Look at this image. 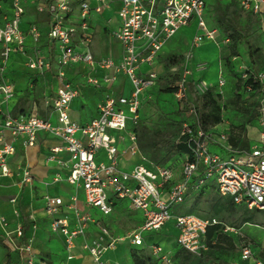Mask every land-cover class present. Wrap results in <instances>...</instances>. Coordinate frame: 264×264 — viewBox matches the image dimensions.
<instances>
[{"label":"built area","instance_id":"obj_1","mask_svg":"<svg viewBox=\"0 0 264 264\" xmlns=\"http://www.w3.org/2000/svg\"><path fill=\"white\" fill-rule=\"evenodd\" d=\"M116 1L118 6L113 9ZM206 4V0H35V11L48 16L46 31L42 32L35 22L23 21V0H11V13L4 15L0 24V177L10 175L8 158L15 152L16 142L25 147L33 146L37 133L47 132L62 142V146L51 149L48 160L67 170L64 180L75 189L82 190L89 207L107 216L113 211L115 202L124 200L131 210L141 214L142 223L138 230L125 236L130 243L142 245L141 232L158 230L172 220L177 230V244L197 256L207 249L205 234L208 226L218 221L172 210L176 204L184 202L188 190L199 191L213 185L219 196L230 198L235 205L248 210H264V69L250 70L245 62L238 66L240 77L248 82L244 85L247 94L253 91L254 84H260L256 121L258 135L253 138L255 144L252 145L248 134L247 150L231 146L227 120L220 123L223 125L221 129L217 128L219 124L205 130L198 123L195 106H190L186 115L191 121L183 122L180 131L185 138L187 153L176 178L172 167L146 164L138 150L135 133L127 127L128 120L136 122L142 102L156 84L158 72L155 64L161 49L182 27L194 20L201 33L193 36L190 50L183 58L181 77L173 84L176 87L174 97L185 99L189 75L186 64L193 57L192 50L204 39L214 40L219 33L216 27H208L204 21ZM238 4L243 10L256 14L264 27V0H238ZM105 11L116 16L117 24L109 31V38L119 43L118 61L111 52L95 59L91 51L94 36L90 18ZM105 22L109 24L110 19ZM261 34L264 38V31ZM26 37L32 41L31 51L26 50ZM43 40L49 55L40 48ZM223 41L228 40L224 38ZM13 53L25 55V66L38 75L54 71L58 86L51 95L43 97L47 116L37 113L12 115L3 107L15 93L13 83L4 75ZM75 65L85 67L83 83L99 89L102 95L96 103V115L83 124L74 120L69 112L72 101L80 96L81 91L80 86L66 75L67 69ZM97 70L102 71L101 75L96 74ZM120 75L127 80L128 89L110 91ZM225 83L220 74L216 86L222 88ZM193 87L199 93L207 90L205 82H195ZM125 111L131 114V118L125 115ZM51 114L55 115L54 122L50 119ZM111 131L122 132L124 136H115ZM125 137L128 140L126 150L140 155L138 162L129 170L120 168V152L116 145ZM216 148H220L222 154L217 153ZM62 151L67 153V158L59 157ZM101 151L103 159L99 158ZM53 179L62 178L56 174ZM31 181V173L26 168L21 184H30ZM76 200V195H73L69 204L64 205L61 196L44 197L49 231L62 235L66 260L73 257L76 238L83 236L87 224L94 221L89 213L79 211ZM9 202L14 203L15 198L10 197ZM65 207L73 212L72 228L65 217L59 216ZM0 225L4 229L5 243L18 253L15 264H50L38 258L32 238L21 240L22 224L11 231L7 219L0 216ZM119 240L120 237L110 235L106 226L99 225L98 235L84 242L82 248L90 255L93 264H106L104 252L115 248ZM148 247L161 263L174 264L160 245L150 244ZM240 262L264 264V259L252 248L244 246L239 258L232 260L231 264Z\"/></svg>","mask_w":264,"mask_h":264},{"label":"crops","instance_id":"obj_2","mask_svg":"<svg viewBox=\"0 0 264 264\" xmlns=\"http://www.w3.org/2000/svg\"><path fill=\"white\" fill-rule=\"evenodd\" d=\"M23 4L25 9L23 21L30 23L35 22L37 20L35 0H23ZM117 6L118 2L116 1L113 3V9L117 8ZM29 10L34 11L33 18L28 17L27 12ZM10 13L11 10L6 2L0 0V24L3 23V16L9 15ZM108 18L110 19L109 24L105 22V20ZM90 23L94 38L99 37L104 40L106 47V52L101 53V51H98L95 44V39L93 38L91 51L95 59L105 57L111 52L115 61H118L120 49L116 45L113 47V41L109 38V31L112 29V26L115 27L117 24L115 14L105 11L101 15H92L90 18ZM25 46L27 51H31L33 44L30 37H26ZM43 49L44 50L42 51L49 55V51L45 42ZM162 54L163 52H160L159 56ZM24 62L25 55L21 53H13L9 58L4 75L13 83L15 93L8 105L3 107L7 108L11 112L12 108L10 109V106L13 107L19 104V110L17 114H26L24 113L22 107L28 106L31 108V112L27 114L37 113L39 115V106L44 110V113L41 116H47L48 113L43 105V97L52 94V92L58 86V80L55 77L54 71L38 75L26 68L27 72L29 73V75L26 76L20 71V67L25 66ZM172 68L174 67L172 66L171 69ZM85 72V67L83 65L72 66L66 71L67 77L79 85L80 90L81 88L86 89L84 95L75 98L78 99L79 106L76 105L75 99L70 105V116L80 124L88 122L96 115V103L101 99L102 96L99 89L87 86L83 83L85 79ZM101 73V70L96 71V74L98 75H101ZM40 77L42 78V81L40 84H38V79ZM39 86H41L39 89H42L39 92L40 96L37 95L36 99L35 97L26 96L27 93L25 92H33ZM121 88H123L124 91L128 89L127 80L122 75H120L118 81L115 82V84L110 88V91H118ZM91 95H93L95 98V102L92 104V111L88 109V104L86 101V98ZM24 99H27L26 102H23ZM53 116L54 115L51 114L50 119L54 122L55 118H53ZM247 133L251 136L254 135L257 137V123L256 127H252L251 130L248 129ZM111 134L115 136H124L122 132L118 133L111 131ZM127 144L128 140L126 137L118 140L116 144L118 151L120 152L119 166L124 170L131 169L133 165L138 162L140 157L139 153L131 154L128 152L126 150ZM57 146H62L61 140L44 131H39L37 133L36 143L33 146L25 147L19 141L16 142L15 152L8 158L10 175L0 177V216H4L7 219L8 229L11 231H13V229H15L18 224H22V227L24 224H27L28 227L24 232V236L25 238H32L33 248L38 258L44 259L50 264H93L90 255L82 248V244L84 242H88L91 238L98 235L99 225L106 226L112 237L121 238V240L116 242L115 248L107 249L104 252L103 258L106 264H133L131 254L132 250H142L145 253L146 250H149L148 246L150 244H158L156 241H154L155 239H153L152 235L159 231H161L163 233L162 235L165 236V248L167 245L172 246L175 243L177 244V230L172 220L166 222L158 230L141 232V236L143 238L142 245L136 246L130 243V241L125 236L130 234L132 231L138 230L142 223L141 214L135 210H131L128 207L127 202L124 200L115 202L113 211L107 216H102L96 208L89 207L84 201L82 190L75 189L73 185L64 180L67 170L65 168H59L55 161L48 160V155L50 154L51 149ZM58 155L62 158H67L68 156L65 151L60 152ZM99 158H104L102 151L99 153ZM26 168L31 173L32 181L30 184L22 185V174L23 170ZM56 174H60L62 179L55 181L53 178ZM178 176L179 171L176 173V178H178ZM79 192H81V194ZM45 195L61 196L64 205H68L70 202V197L76 195V207L82 213H89L94 220L87 224L85 234L76 238L75 246L72 249L73 257L70 260H66L67 252L64 246L62 235L49 231V217L44 211ZM10 197L15 198V204L9 202ZM124 209L131 210L139 224L137 225V228L131 229L125 235H114V233H112L114 228L110 227L111 220L117 217L119 212L123 211ZM14 211H16L17 214H14ZM59 216L65 217L68 220L70 228L74 226V215L71 210L67 209L66 207L62 208ZM145 232L149 233L145 235ZM171 236H173L172 239L170 238ZM146 237H148V239ZM1 238H3V243L9 251L7 253L8 259L12 260V264L17 263L18 253L15 250H11L5 243L4 229L0 225V239ZM16 240L17 239L15 238V241ZM175 250L176 248L170 251V255H172Z\"/></svg>","mask_w":264,"mask_h":264},{"label":"rangeland","instance_id":"obj_3","mask_svg":"<svg viewBox=\"0 0 264 264\" xmlns=\"http://www.w3.org/2000/svg\"><path fill=\"white\" fill-rule=\"evenodd\" d=\"M222 3H227L229 0H220ZM215 0H206V11L204 14V21L208 27H216V23L213 20V15L215 13L213 6ZM29 18H33L34 11L29 10L27 12ZM114 28V26H112ZM217 28V27H216ZM218 29V28H217ZM264 27L262 24L258 26H251L248 30L247 39L255 45L261 46V37ZM201 33V30L197 29L196 21H192L191 24L182 27L172 39H170L164 47L161 49L163 52L160 60L155 64V69L158 71L159 77L156 80V87L153 92L146 98L139 110V116L144 120L148 125L154 124H163L165 118L163 115H168L169 111L162 109L161 104L165 102L172 104V102L177 101L178 108H181V105L186 111L190 106H194V95L190 87V83L187 84L185 99L177 100L170 96L162 95L163 90L170 83L169 80L172 78V73L178 72L182 74L183 64L173 65L175 69H171L172 66L167 64L166 56L172 53L186 54L190 50V44L195 33ZM218 35L214 40L204 39L199 46L192 50L193 57L187 62V69L189 75L187 77L188 81H192V84L195 82H205L207 89H212L219 96V103L223 106V116L227 119L231 125L240 126L242 123H246V128L251 130L252 127H256V123L247 122V116L244 114L237 113L235 110L231 109L228 106H224L226 98L233 94L234 83L232 81V73L229 67H235L238 71L239 64L246 61V51L247 45L245 42L239 43V56L233 59L231 58L230 63L227 68L224 65V56L228 53L227 42H224L223 35L218 29ZM261 34V36H260ZM95 44L98 51L101 53L106 52L105 42L99 37H95ZM113 41V47L119 46V43L111 38ZM110 41V40H109ZM264 42V38H262ZM108 45V44H107ZM40 48L44 50V42L40 44ZM25 65V62H24ZM19 67V66H18ZM27 67H20V71L23 72L26 76L29 75L27 72ZM222 75L226 80L225 85L222 88H218L216 85L219 82V75ZM169 79V80H168ZM42 78L38 79V84H40ZM39 86L38 92L42 89ZM85 88H81L80 96L85 94ZM28 93V92H27ZM244 99L245 103L249 104V101L252 99L250 96L246 97L243 87L238 91ZM28 96V95H26ZM32 97V96H31ZM81 98V97H80ZM88 109L93 110L92 104L95 102L93 95L86 98ZM76 105L79 106L78 99H75ZM175 106V105H174ZM12 107L10 106V109ZM24 113L31 112V108L26 106L22 107ZM185 111L181 118L186 116ZM125 115L128 118H131V114L128 111H125ZM55 118V115L53 116ZM131 121H127V127L130 128ZM218 129L223 128V125H219ZM251 137V144H255L254 135H249ZM217 153L222 154L220 148L215 149ZM179 160L172 162L175 172L178 173L180 166ZM81 194V192H79ZM81 201V200H80ZM79 201V203H80ZM229 198L219 196L214 190H204L202 192H195L194 194H189L184 199L182 204H176L172 210L178 211L180 213H194L198 216L204 218H215L218 222L222 223L221 232L227 234L232 238L233 248L230 249L227 243H219V247L214 248L212 252L222 260L232 261L239 258V252L244 246H248L255 250L257 254H260L261 258L264 259V210L262 211H249L246 210L243 206L230 204ZM15 204V203H14ZM138 221L134 216V213L129 209H124L119 212L117 217L111 220L110 227L114 228L112 233L114 235H125L131 229L137 228ZM233 229V230H232ZM149 232H145L147 235ZM161 231L156 232L152 235L154 241L158 243L164 250L165 254L170 255V251L178 247L177 244L172 246L167 245L165 248V236L162 235ZM148 239V237H146ZM171 239L173 236L170 237ZM215 242V239L213 240ZM8 249L3 243V238L0 239V264H12V260L8 259ZM145 254L151 257L152 264H163L161 263L149 250L145 251ZM171 256V255H170ZM174 263V262H173ZM175 264V263H174ZM189 264H212L211 262L202 263L198 258L194 259ZM243 264H246L243 262Z\"/></svg>","mask_w":264,"mask_h":264},{"label":"trees","instance_id":"obj_4","mask_svg":"<svg viewBox=\"0 0 264 264\" xmlns=\"http://www.w3.org/2000/svg\"><path fill=\"white\" fill-rule=\"evenodd\" d=\"M3 1H5L8 6H10L11 0ZM213 9L215 11L213 20L217 25L216 27L219 29L223 37L228 40V53L224 56L225 68H227L232 57L239 56V43L243 41L247 45L245 63L249 69L253 71L264 69V42H262V37L261 46L252 44L247 39L248 30L251 28V26H258L259 28V17L250 11L243 10L238 4V0H229L227 3H222L220 0H215ZM36 15L37 20L35 23L43 32H45L48 23V16L46 14H40L37 12ZM184 55L185 54L179 53L168 54L166 56L168 62L167 64L170 66H181V64H183ZM161 56L162 55L157 57V61L160 60ZM229 69L232 73L234 89L233 94L226 98L224 106L230 107L237 113L246 115L248 123L253 121L256 123L260 84H254L253 91L247 94L244 89V85L248 82L243 81V79L240 77V73L235 69L234 66L229 67ZM171 75L172 78L170 80L168 79L170 83L165 88V90H163L164 93L161 94L175 98L174 92L176 91V87L173 86V84L180 79L181 74L175 72ZM188 83H190V87L194 95V106L198 114V123L200 126L205 130H209L219 125L225 118L223 116V106L219 103L218 94L212 89H207L206 91L199 93L194 89L191 80L188 81ZM155 87L156 84L151 90H149L147 97L153 92ZM241 87H243L245 96H250L252 98L249 101V104L245 103L244 99L246 98H243L241 94L238 93ZM26 95L35 97L36 99V96L39 95V92L36 89L33 92H28ZM26 100L27 99H24L23 102H26ZM161 107L162 109L169 111L168 115L162 114V117L165 118V122L163 124L148 125L139 116L135 123H131L130 128L135 133L138 150L140 154L146 159V164L148 166H150V164H154L159 166H168L174 169L172 162L179 160L178 165L181 166L187 153V148L184 144L185 138L180 135L181 125L183 122H190L191 120L187 115L181 118L185 108H183L182 105L181 108H178L177 101L172 102L171 105L165 102L164 104H161ZM18 110L19 104L12 107L11 114L16 115ZM38 112L39 115H42L44 113L43 108L41 109L38 106ZM246 126V123H242L240 126H233L229 122L228 141L233 148L238 150H247L249 148V137L247 133L248 129ZM209 189L213 190V185H208L199 191L188 190L185 198L189 194H194L195 192H202ZM229 201L230 204H234L230 198ZM249 211L261 210L252 209ZM222 225V223L218 222L208 226L205 234L207 249L202 251L198 256L192 254L177 244L178 247H176V250L171 255L173 262L175 264H189L194 259L198 258L202 261V263L211 262L212 264H231L232 261L222 260L216 256L214 252H212L213 249L216 247L218 248L219 243L222 242L227 243L230 249L233 248L232 238L220 231ZM27 227V224H24L22 227V241L25 240L24 232ZM214 239L215 242H213ZM131 254L133 264H152L151 257L145 254L142 250H132ZM258 255L260 256V254ZM240 264H243V262H240Z\"/></svg>","mask_w":264,"mask_h":264}]
</instances>
